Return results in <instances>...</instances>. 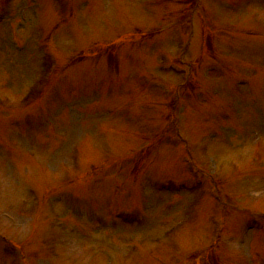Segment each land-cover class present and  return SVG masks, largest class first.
<instances>
[{
  "label": "rangeland",
  "instance_id": "1",
  "mask_svg": "<svg viewBox=\"0 0 264 264\" xmlns=\"http://www.w3.org/2000/svg\"><path fill=\"white\" fill-rule=\"evenodd\" d=\"M0 264H264V0H0Z\"/></svg>",
  "mask_w": 264,
  "mask_h": 264
}]
</instances>
